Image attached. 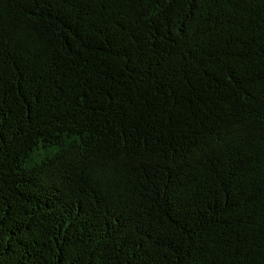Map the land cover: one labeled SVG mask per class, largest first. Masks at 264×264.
<instances>
[{
  "label": "trees",
  "instance_id": "16d2710c",
  "mask_svg": "<svg viewBox=\"0 0 264 264\" xmlns=\"http://www.w3.org/2000/svg\"><path fill=\"white\" fill-rule=\"evenodd\" d=\"M0 264H264V0H0Z\"/></svg>",
  "mask_w": 264,
  "mask_h": 264
}]
</instances>
